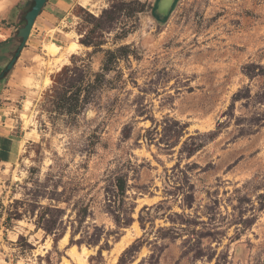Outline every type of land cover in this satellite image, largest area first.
<instances>
[{"label": "rangeland", "instance_id": "374dc122", "mask_svg": "<svg viewBox=\"0 0 264 264\" xmlns=\"http://www.w3.org/2000/svg\"><path fill=\"white\" fill-rule=\"evenodd\" d=\"M10 1L13 53L31 0ZM80 2L0 81V264H264V0ZM121 45L77 113L55 109L64 65Z\"/></svg>", "mask_w": 264, "mask_h": 264}, {"label": "trees", "instance_id": "16d2710c", "mask_svg": "<svg viewBox=\"0 0 264 264\" xmlns=\"http://www.w3.org/2000/svg\"><path fill=\"white\" fill-rule=\"evenodd\" d=\"M112 0L110 10L115 13L119 9L117 3ZM139 4V2H137ZM140 5V4H139ZM108 9H104L103 13H107ZM4 41L2 42V44ZM86 46L98 47L101 42H92L91 40L83 41ZM126 45H121L115 50L106 49L105 61L100 71L88 73L83 69V66L73 64V66L64 65L60 71L57 72L54 79L53 95L54 107L58 111H64L69 114H75L82 102H85L88 94L92 88L100 86L105 78V73L114 68V64L120 57L128 55ZM73 63V62H72ZM91 71V70H90ZM92 77V78H91ZM123 188V186H120Z\"/></svg>", "mask_w": 264, "mask_h": 264}, {"label": "water", "instance_id": "95a60500", "mask_svg": "<svg viewBox=\"0 0 264 264\" xmlns=\"http://www.w3.org/2000/svg\"><path fill=\"white\" fill-rule=\"evenodd\" d=\"M45 2L46 0H31L29 2H26V4L21 8V10L25 12V24L19 27L17 30V36L20 37L21 40L17 45L15 51L13 52L11 59L6 64L5 68L0 72V78L4 75L5 72H8L13 68L16 60L20 55L21 50L25 46V42L30 34L32 25L38 14L40 13ZM174 2L175 0H157L156 8L154 9V14L157 17H163L170 11Z\"/></svg>", "mask_w": 264, "mask_h": 264}, {"label": "crops", "instance_id": "0c3cea01", "mask_svg": "<svg viewBox=\"0 0 264 264\" xmlns=\"http://www.w3.org/2000/svg\"><path fill=\"white\" fill-rule=\"evenodd\" d=\"M81 0H46V2L44 3L40 13L38 14V16L36 17L32 28H31V33H33L34 31V26L36 23V20L41 16V15H45L44 13H46L45 16H47L49 14V16H55L56 14H63L64 12H66L73 4L79 3ZM83 2H85L86 0H82ZM12 2L10 0H6V1H0V13L4 12L6 10V8L11 4ZM2 19L4 18L3 16L1 17ZM5 39V38H4ZM21 53V52H20ZM17 64V60L13 66V68L16 66ZM12 68V69H13ZM1 70V69H0ZM10 75V73H8L7 77L8 78ZM5 78V79H6ZM11 146V145H10ZM2 147H5V145L2 144ZM3 153H5V151H2ZM71 246L68 247V250H70Z\"/></svg>", "mask_w": 264, "mask_h": 264}, {"label": "flooded vegetation", "instance_id": "af4514ba", "mask_svg": "<svg viewBox=\"0 0 264 264\" xmlns=\"http://www.w3.org/2000/svg\"><path fill=\"white\" fill-rule=\"evenodd\" d=\"M24 14H25V12H23L22 10H21V12H20V16L18 17V25L17 26H15V28H14V30H15V37H16V46L15 47H17V45L19 44V42H20V40H21V38L20 37H18L17 36V30H18V28L19 27H21V26H23L24 24H25V18H24ZM4 41V43L2 44V45H0V48L1 47H5V48H7V46H9V43H10V40H9V38H6L5 37V39L3 40ZM15 51V50H14ZM13 51V52H14ZM4 55H5V57H4ZM9 55V57L7 58V56ZM12 55H13V53H11V49H8L7 48V50H5V52H3L2 54L0 53V64H2L3 66H2V68H1V70H0V72L5 68V66H6V64L9 62V60L11 59V57H12ZM3 62V63H2ZM8 73L9 72H5L4 73V75L0 78V81H2V80H4L6 77H7V75H8Z\"/></svg>", "mask_w": 264, "mask_h": 264}, {"label": "bare ground", "instance_id": "6f19581e", "mask_svg": "<svg viewBox=\"0 0 264 264\" xmlns=\"http://www.w3.org/2000/svg\"><path fill=\"white\" fill-rule=\"evenodd\" d=\"M74 46H76V43L75 42H71L70 45H68L67 48H69L70 50H72V49H74ZM60 48L61 47L59 45L55 44L54 42H50V43L46 44V46H45V49L50 54H56V53H58L59 50H60ZM71 248H72V252H73L74 251V248L73 247H71ZM80 264H85V263H80Z\"/></svg>", "mask_w": 264, "mask_h": 264}]
</instances>
